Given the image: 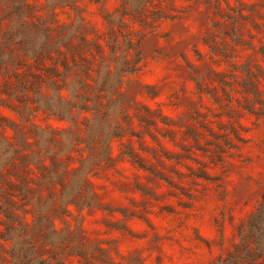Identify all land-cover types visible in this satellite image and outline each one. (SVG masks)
<instances>
[{"label":"rangeland","instance_id":"1","mask_svg":"<svg viewBox=\"0 0 264 264\" xmlns=\"http://www.w3.org/2000/svg\"><path fill=\"white\" fill-rule=\"evenodd\" d=\"M234 258L264 264V0H0V264Z\"/></svg>","mask_w":264,"mask_h":264},{"label":"trees","instance_id":"2","mask_svg":"<svg viewBox=\"0 0 264 264\" xmlns=\"http://www.w3.org/2000/svg\"><path fill=\"white\" fill-rule=\"evenodd\" d=\"M249 255H250V253L248 252V255H245L244 257H247ZM235 260H236V258H234L232 260L226 259V260L221 261L219 264H233L234 262H236Z\"/></svg>","mask_w":264,"mask_h":264}]
</instances>
